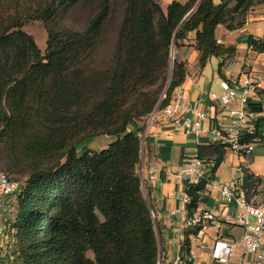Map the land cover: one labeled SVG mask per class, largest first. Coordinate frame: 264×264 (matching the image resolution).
Listing matches in <instances>:
<instances>
[{"label":"trees","instance_id":"trees-1","mask_svg":"<svg viewBox=\"0 0 264 264\" xmlns=\"http://www.w3.org/2000/svg\"><path fill=\"white\" fill-rule=\"evenodd\" d=\"M262 5L187 0L164 9L157 0H0V163L19 184L9 221L13 261L0 264H161V236L138 168L151 115L170 105L186 77L175 59L168 78L172 48L195 32L201 68L213 57L229 60L236 49L218 42L217 28H243ZM34 21L47 31L44 53L23 30ZM248 44L264 52V37L249 36ZM101 136L113 141L78 154ZM225 153L222 144L199 148L198 157L216 169L188 188L189 216ZM247 177V201L261 203L260 178ZM200 230L186 232L181 264H192L189 237Z\"/></svg>","mask_w":264,"mask_h":264},{"label":"crops","instance_id":"crops-1","mask_svg":"<svg viewBox=\"0 0 264 264\" xmlns=\"http://www.w3.org/2000/svg\"><path fill=\"white\" fill-rule=\"evenodd\" d=\"M172 1L185 3L187 0H160V3L166 9ZM249 36L264 37V5L250 13L246 25L241 29L230 31L224 26L217 28L218 42L236 49V55L229 60L213 57L201 68L200 53L193 47L196 34L189 33L187 40L178 48L176 58L186 68V77L177 88L183 94V108L172 118L157 115L154 120H149L143 131L142 161L138 172L143 193L151 206L161 236V264H181L186 232L192 230L186 228V220L192 216H189L185 203L189 179H180L177 174L192 158L198 156L200 147L215 143L213 126L228 123L231 109L237 106L235 102L225 107L211 98L212 94L222 96L225 93L222 87L224 81L249 80L261 84V89L252 94L250 99L251 104L261 107L255 126L259 136L249 155H238L226 150L224 160L212 180L226 183L237 179L243 188H247V174H250L260 178L258 192L261 198L264 197V52H257L249 46ZM175 96L174 92L173 98ZM196 112L208 116L198 135L183 126L184 119L193 117ZM201 197L198 210L213 212L216 222L201 227L197 235H190L192 264H220L212 257L218 239L234 246L231 264H235L240 259L239 244L245 231L238 221L243 208L239 206L237 198L225 200L218 188L206 187ZM1 213L9 217L8 221H13L14 201L1 208ZM244 264H255L254 256L246 255Z\"/></svg>","mask_w":264,"mask_h":264},{"label":"built area","instance_id":"built-area-1","mask_svg":"<svg viewBox=\"0 0 264 264\" xmlns=\"http://www.w3.org/2000/svg\"><path fill=\"white\" fill-rule=\"evenodd\" d=\"M222 87L225 93L222 96L212 94L211 98L219 101L225 107H229L235 102L237 106L231 109L228 123L213 126L212 132L215 135V143L224 145L226 150L238 155H249L254 149V144L258 141L257 138L253 141L245 140L246 137L255 134V126L258 120V113L250 107V99L252 94L261 89V84L258 82L253 83L249 80H237L234 82L224 81ZM175 95V98H173L169 106L163 110L155 111L149 120H154L159 114L170 118L175 117L183 108V94L176 89ZM207 117L204 113L196 112L193 117L184 119L183 126L189 132L198 135ZM214 169H216V163L213 160H206L196 156L179 171L177 177L180 179L188 178L190 187L201 180L209 179ZM206 187L218 188L221 196L225 200L229 201L232 198H237L239 206L243 208V214L238 218V221L245 231L239 244L240 259L235 264H244L245 257L248 254L254 256L255 264H264V251L262 250L264 199L258 204L249 203L246 199L244 189L237 179L226 183H217L211 180ZM18 190L19 184L8 177L2 163H0V260L9 258L10 263L13 261L12 252L15 238L10 222L3 218L4 215L1 213V208L7 206L14 200V196ZM202 194L201 192L200 196ZM190 200L187 190L185 203L188 204ZM152 215L154 217L153 213ZM213 222H216V215L213 212L197 209L186 220V228L204 227ZM234 254V246L229 245L221 239L216 240L212 253L215 261L220 264H231V258Z\"/></svg>","mask_w":264,"mask_h":264},{"label":"rangeland","instance_id":"rangeland-1","mask_svg":"<svg viewBox=\"0 0 264 264\" xmlns=\"http://www.w3.org/2000/svg\"><path fill=\"white\" fill-rule=\"evenodd\" d=\"M157 1L161 5L160 0H157ZM23 30L26 31L28 34L33 36L38 47L41 49L42 53H44L46 50V47H47V38H48L47 31H46L44 25L40 22H35V21L29 22L23 27ZM178 48L179 47L173 46L172 51H171V56L169 59V67H168V78L169 79L171 77L172 68H173V64H174V63H172V60L174 58V61H175V59L177 58ZM170 66H172V68ZM111 141H113V138L109 137V136H101V137L95 138V139L90 140V141L84 143L83 145H81L78 148V154L81 155L84 152L85 148L90 149V150H97V149L104 148ZM3 218L8 220L9 217L7 215H4ZM88 255L90 257L92 256L91 253H89Z\"/></svg>","mask_w":264,"mask_h":264},{"label":"water","instance_id":"water-1","mask_svg":"<svg viewBox=\"0 0 264 264\" xmlns=\"http://www.w3.org/2000/svg\"><path fill=\"white\" fill-rule=\"evenodd\" d=\"M190 15V14H189ZM189 15H188V17H189ZM172 63H174V58H173V60H172ZM171 68H172V66H170ZM160 264V263H159Z\"/></svg>","mask_w":264,"mask_h":264}]
</instances>
